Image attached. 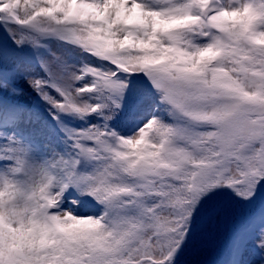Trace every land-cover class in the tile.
I'll return each instance as SVG.
<instances>
[{"label": "snow or ice", "instance_id": "snow-or-ice-1", "mask_svg": "<svg viewBox=\"0 0 264 264\" xmlns=\"http://www.w3.org/2000/svg\"><path fill=\"white\" fill-rule=\"evenodd\" d=\"M0 28V264H178L222 190L259 202L264 0H0ZM244 224L221 264H264Z\"/></svg>", "mask_w": 264, "mask_h": 264}, {"label": "trees", "instance_id": "trees-1", "mask_svg": "<svg viewBox=\"0 0 264 264\" xmlns=\"http://www.w3.org/2000/svg\"><path fill=\"white\" fill-rule=\"evenodd\" d=\"M5 39L7 40L6 34ZM7 43L12 49L16 48V45L11 40H7ZM49 47L52 50H56L58 46L52 43ZM73 56L74 58H79L75 53ZM135 103V98L129 100L130 105H135ZM117 123L121 127L129 125L127 120H121ZM220 195L230 198L235 202L234 212L229 214L219 226H214L211 230L197 233L193 242L185 248L178 264H200L204 261L207 264H221L227 258L229 245L232 242L233 236L245 227V218L251 211L258 213L260 206L264 203V193L261 194L260 200L256 205L240 201L230 190H222Z\"/></svg>", "mask_w": 264, "mask_h": 264}, {"label": "rangeland", "instance_id": "rangeland-1", "mask_svg": "<svg viewBox=\"0 0 264 264\" xmlns=\"http://www.w3.org/2000/svg\"><path fill=\"white\" fill-rule=\"evenodd\" d=\"M75 59H77V61H79V58H75ZM37 70H39V69L37 68ZM25 87H26V85H25ZM32 97H33L34 102H35L36 105H37V111H38L43 117H47V119H48L50 122H52V121H51V117L48 116V113H47V110H46L47 106L44 105V103H43L42 101H39L38 98L35 97V94H32ZM28 99L31 100V97H29ZM52 123L54 124L55 122H52ZM75 123L77 124V126H79V122H75ZM263 208H264V207H263ZM241 233H242V232H241ZM254 258H255V257H254Z\"/></svg>", "mask_w": 264, "mask_h": 264}, {"label": "water", "instance_id": "water-1", "mask_svg": "<svg viewBox=\"0 0 264 264\" xmlns=\"http://www.w3.org/2000/svg\"><path fill=\"white\" fill-rule=\"evenodd\" d=\"M201 264H206V262H203V263H201Z\"/></svg>", "mask_w": 264, "mask_h": 264}]
</instances>
